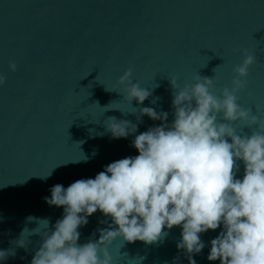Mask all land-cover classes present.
Here are the masks:
<instances>
[{
    "label": "water",
    "instance_id": "obj_1",
    "mask_svg": "<svg viewBox=\"0 0 264 264\" xmlns=\"http://www.w3.org/2000/svg\"><path fill=\"white\" fill-rule=\"evenodd\" d=\"M244 49L255 60L237 103L264 119V0H0V249L16 253L0 264H31L41 238L25 232L27 249L18 247L22 230L41 231L38 219L52 227L62 218L63 206L43 199L52 186L95 178L109 163L139 154L135 135L162 123L147 115L138 121L140 108L168 112L171 122L173 92L198 74L212 78L210 91L221 96ZM129 68L132 82L152 93L143 104L128 99L127 81L119 83ZM113 116L137 124V132L112 138L106 125ZM229 123L238 133L262 130ZM237 163L242 179L244 164ZM109 224L97 210L78 228V243L98 240L97 229ZM222 230L200 234L205 247L193 255L196 264H220L207 257ZM165 231L152 244L115 238L105 246L112 264H173L174 257L189 264L176 246L181 226Z\"/></svg>",
    "mask_w": 264,
    "mask_h": 264
},
{
    "label": "clouds",
    "instance_id": "obj_2",
    "mask_svg": "<svg viewBox=\"0 0 264 264\" xmlns=\"http://www.w3.org/2000/svg\"><path fill=\"white\" fill-rule=\"evenodd\" d=\"M243 52L242 63L234 68L232 87H224L221 96L210 91L212 78L198 74L194 84L173 92L171 122L168 112L140 108L138 121L147 115L162 123L135 135L132 146L138 155L109 163L95 178L78 179L67 188L52 186L51 196L43 199L49 206H63L62 218L52 227L49 219H38L43 230L25 227L15 241L27 249L24 233L39 234L31 264H112L105 246L115 238L152 244L162 241L168 235L165 228L173 226L182 228L177 248L185 252L189 264H196L193 255L205 247L200 234L221 224L223 230L210 242L208 260L264 264V119L237 103V93L247 83L242 78L255 60L247 49ZM16 67L9 63L11 71ZM131 75L129 68L119 83L127 81L128 99L143 104L152 93L132 82ZM5 79L0 75V85ZM170 81L176 89L175 78ZM108 120L106 130L112 138L137 132L138 125L131 121L114 116ZM237 120L262 130L238 133L229 123ZM238 161L244 164L242 179L237 178ZM97 210L110 217L111 224L97 229L98 240L78 243V228L87 225ZM15 254L12 249H0V261Z\"/></svg>",
    "mask_w": 264,
    "mask_h": 264
}]
</instances>
